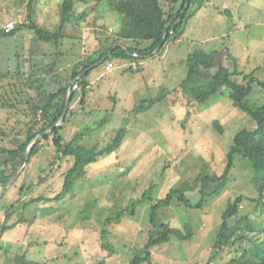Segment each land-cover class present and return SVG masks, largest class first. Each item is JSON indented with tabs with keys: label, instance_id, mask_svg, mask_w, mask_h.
I'll return each mask as SVG.
<instances>
[{
	"label": "rangeland",
	"instance_id": "374dc122",
	"mask_svg": "<svg viewBox=\"0 0 264 264\" xmlns=\"http://www.w3.org/2000/svg\"><path fill=\"white\" fill-rule=\"evenodd\" d=\"M201 1V8L197 4L189 7L179 39L171 38L159 53L137 60L115 58L109 73L104 65L97 64L85 75L89 83L85 103L79 104L78 85L72 106L76 114L66 120L61 132L65 141L84 133L79 145L102 149L118 130L125 128V137L116 152L85 168L86 176L76 181L71 194L58 202H38L26 209H15L7 225L12 226L19 218L24 220L0 239L4 248L0 264H10L11 255L18 252H25L31 264H132L134 258L145 256L148 240L157 238L163 225L174 232L167 242L150 248L155 263L232 264L240 256L238 243L220 252L214 246L227 204L238 196L257 197L251 164L236 157L226 179L214 178L226 168L235 134L244 129L253 131L256 125L233 105L224 90L193 107L185 106L182 99L174 108H168L162 97L178 89L186 79L189 54L196 50L209 53L224 44L231 72L255 73L254 79L263 80L264 0ZM28 3L29 0H0V30L7 23L26 24L14 37L0 38V73H6L11 64L17 68V56L23 60L20 55L33 46L37 52L34 63L40 60L42 67L55 63V73L63 76L68 72V76L83 56L101 49L102 44L108 46L105 39L110 34L101 26L113 28L120 18L104 3L95 10H91L93 3L77 6L71 14L72 23L65 25V36L56 46L39 41L28 28ZM59 3L60 0H37L32 6L33 22L48 28L58 24L60 17L55 12ZM134 63L139 71L131 72L129 68ZM237 79L242 82V77ZM252 87L247 100L260 104L264 91L256 84ZM152 99L156 102L151 108L133 112ZM214 120L223 125V135L212 127ZM49 155L42 153L34 160L25 183H34L44 167L50 171ZM61 163V169L50 173L48 181L26 195L24 201L39 196L53 198L59 193L64 181L62 173L71 164ZM172 190L181 192L190 205L175 198L169 206L159 208L151 221V206ZM18 199V189L11 186L0 208L6 211ZM241 206V215L251 214L249 201ZM2 221L0 212V224ZM188 233L190 238H180ZM246 237L253 240L242 243L248 249L264 239Z\"/></svg>",
	"mask_w": 264,
	"mask_h": 264
},
{
	"label": "trees",
	"instance_id": "16d2710c",
	"mask_svg": "<svg viewBox=\"0 0 264 264\" xmlns=\"http://www.w3.org/2000/svg\"><path fill=\"white\" fill-rule=\"evenodd\" d=\"M36 1L29 0L27 5L30 23L28 28L36 34L39 41L56 46L65 36L63 35L65 25L72 23L71 14L76 11L77 6H88L89 3H93L91 10H95L104 3L110 11L119 14L120 18H118L119 23L116 21L117 26L113 28L107 25L101 26L110 34V37L105 39L108 46L105 47L101 43V49H96L83 56L69 71L68 76V72L65 73L66 76L55 73V63L46 67H42L40 60L34 63L37 52L33 46L26 51L25 55H20L23 60L20 61L17 56L19 62L16 65L17 68L11 64L6 73H0V111H4V116H0V188L7 185L17 175L22 168L28 146L38 135H42L32 147L22 176L12 184L18 189L19 199L6 211L0 208V212L3 213L0 239L20 220H24L19 218L12 226L7 225V222L15 215V209H26L38 202H58L65 195L71 194L76 181L86 176L85 168L116 152L125 137L127 130L125 128L118 130L111 142L102 149L97 147L87 149L79 145L85 136L84 133L75 134L70 141H65L61 132L66 120L68 122L76 114L72 106L77 97V90H72L69 109L62 124L51 129L66 109L70 81L78 78V85L81 86L79 104L83 105L85 91L89 86L84 77L89 74L93 66L100 62L105 65L109 61L113 62L115 58L137 60L159 53L171 38L178 40L182 35V23L189 7L197 4V7L201 8L204 3L201 0H60L55 12L60 20L58 24L53 25V27H58L53 29V27L48 28L33 22L31 12L33 3ZM186 5L187 8H185ZM25 26V23H19L10 32L1 29L0 38L14 37ZM93 28L97 30L98 26L94 23ZM165 32H167L166 38H164ZM170 32L173 33L170 34ZM135 53L138 54V58L133 57ZM42 58L46 60V56L42 55ZM228 58L229 51L226 44L209 53L202 50L192 52L186 59V79L178 89L168 92L167 96L164 95L162 98L168 108H174L182 99L185 101V106L193 107L194 104H202L208 98L224 90L233 105L254 121L256 128L253 131L244 129L235 134L227 154L226 168L221 176L214 179H226L236 157L247 160L252 167V183L256 188L257 197L238 196L227 204L222 212V224L214 250L220 252L223 247L234 246L238 243L240 250H237L240 256L233 259L232 264H264V246L261 244L264 243V239L259 243L255 242L250 249L242 245L245 240L253 241L246 235H251L253 238L264 236V101L261 100L260 104H252L247 100L253 90L252 85L256 84L260 90L264 91V79H254L255 73L245 75L236 70L231 72L227 64ZM129 70L133 72L134 69L130 66ZM137 70L139 71V68ZM45 76H54V79L48 80ZM239 77H242V82L237 79ZM158 98L159 96L155 99ZM155 102L152 99L142 103L133 112H144ZM190 115L188 111L187 117ZM211 124L219 135L224 134L223 125L219 121L214 120ZM47 152L50 153L49 156H52V161L48 165L50 171L44 167L34 183H25L29 167L34 164L38 156ZM63 161L71 164L62 173L64 181L59 193L53 198L39 196L24 201L26 195L32 194L35 188L48 181L50 173L61 169ZM3 197L4 194L0 197V201ZM175 198L185 206L190 205L181 192L172 190L151 206V221L159 208L169 206ZM244 201L252 204L251 214L241 215L243 208L241 205ZM202 204L201 200L197 207L200 208ZM234 219V224H231ZM30 223L33 222L30 221ZM173 232L168 226L163 225L157 238L148 240L144 249L145 256L134 258L132 264H158L152 260L149 250L153 246L167 242ZM190 237L191 233H188L180 238ZM3 250L4 248L0 245V252ZM18 253L11 255L10 264H31L25 252ZM206 264H211V262Z\"/></svg>",
	"mask_w": 264,
	"mask_h": 264
},
{
	"label": "water",
	"instance_id": "95a60500",
	"mask_svg": "<svg viewBox=\"0 0 264 264\" xmlns=\"http://www.w3.org/2000/svg\"><path fill=\"white\" fill-rule=\"evenodd\" d=\"M185 8H187V5H186ZM166 36H167V32L164 33V38H166ZM98 64H101V62L98 63ZM71 93H72V85L69 86V90H68V99H67L66 109H65V111H64V113H63V115H62V117L60 118V120H59V121L54 125V127H52L51 129H53V128H55V127H59V126L62 124L64 118L66 117L67 112H68V109H69V101H70ZM51 129H49V130H51ZM47 132H48V131H47ZM41 136H42V135H38V136L36 137V139L33 140V141L30 143V145L28 146L27 151H26V156H25V159H24V161H23L22 168H21L20 171L17 173V175H16L13 179H11V180L9 181V183H8L7 185H5L4 187H1V188H0V197H1V196H2V195L8 190V188H10V187L12 186L13 183H15V182L20 178L21 174L24 172V169H25V167H26L27 160H28V157H29V155H30V153H31L32 147H33V145H34V144L40 139Z\"/></svg>",
	"mask_w": 264,
	"mask_h": 264
},
{
	"label": "built area",
	"instance_id": "2783aa9c",
	"mask_svg": "<svg viewBox=\"0 0 264 264\" xmlns=\"http://www.w3.org/2000/svg\"><path fill=\"white\" fill-rule=\"evenodd\" d=\"M15 28V25L14 23H7L5 26H4V30L6 32H10L12 31L13 29ZM173 32H170V34H172ZM133 57L135 58H138V54H133ZM133 67L134 70H137L139 68L138 64H132L131 65ZM114 68V63L112 61H109L107 62L105 65H104V70L106 73H109L112 69ZM78 78L76 80H74L71 84H72V90H76L77 87H78Z\"/></svg>",
	"mask_w": 264,
	"mask_h": 264
},
{
	"label": "crops",
	"instance_id": "0c3cea01",
	"mask_svg": "<svg viewBox=\"0 0 264 264\" xmlns=\"http://www.w3.org/2000/svg\"><path fill=\"white\" fill-rule=\"evenodd\" d=\"M221 7H222L223 10L225 9V10L228 11V7L226 5H222Z\"/></svg>",
	"mask_w": 264,
	"mask_h": 264
}]
</instances>
